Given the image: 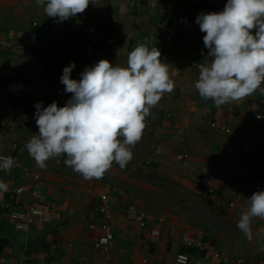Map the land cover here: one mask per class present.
Returning a JSON list of instances; mask_svg holds the SVG:
<instances>
[{"label": "crops", "instance_id": "obj_1", "mask_svg": "<svg viewBox=\"0 0 264 264\" xmlns=\"http://www.w3.org/2000/svg\"><path fill=\"white\" fill-rule=\"evenodd\" d=\"M226 3L97 0L76 17L58 22L46 15L37 0H0V51L8 45L1 33L32 37L30 49L42 57L50 56L54 71L62 74L65 67L76 64L71 74L74 80H78L77 73L102 59L126 66L128 53L138 44L158 47L161 59L170 66L175 87L150 109L140 147L156 160L157 169L168 179L178 181L189 199H199L214 210L209 233L204 231V223H187L180 213L157 209V199L129 200L132 198L126 194L134 182L124 174L105 183L100 178L63 176L41 168L31 161L25 147L32 134L0 115V152L40 176L38 197L34 198L31 175L0 172V181L6 185V190L0 189V215L33 202L55 207L50 222L38 219L28 233L19 232L6 217L0 221V264H177L180 253L189 255V264H256L264 258V218H252V241L237 227L249 207L247 199L264 191V84L252 95L219 108L212 100L201 98L195 88L201 65L212 60L203 43L206 34L200 31L196 18L201 13H219ZM47 18L52 19L50 28ZM34 22L41 27L35 28ZM118 49H124L119 56ZM213 123L229 127L232 133L214 129ZM247 146L253 150H245ZM202 177H210L222 207L205 200V189L197 181ZM18 189L23 192L18 194ZM103 194L112 197L115 243L110 257L94 248L104 222L97 211ZM176 195L171 189L167 199ZM230 202L235 206L230 207ZM132 205L147 212L146 227L129 213ZM189 238L201 239L207 249L188 247L185 240Z\"/></svg>", "mask_w": 264, "mask_h": 264}, {"label": "clouds", "instance_id": "obj_2", "mask_svg": "<svg viewBox=\"0 0 264 264\" xmlns=\"http://www.w3.org/2000/svg\"><path fill=\"white\" fill-rule=\"evenodd\" d=\"M37 3L48 17L64 22L97 0ZM195 22L206 34L203 43L212 57L209 64L201 65L195 83L200 97L219 108L260 89L264 84V0H227L223 11L201 13ZM122 50H117L118 56ZM75 67L73 62L62 72L64 91L72 94L65 106L35 104L39 133L25 147L41 168L47 167L49 159L66 156L65 165L85 179L100 178L113 162L123 168L133 159L130 146L141 140L150 109L175 84L159 48L146 43L128 53L124 67L102 59L74 80ZM14 163V157L0 156V169L9 171ZM0 189L6 190L3 181ZM247 203L237 227L252 241V218H264V191L253 193Z\"/></svg>", "mask_w": 264, "mask_h": 264}, {"label": "rangeland", "instance_id": "obj_3", "mask_svg": "<svg viewBox=\"0 0 264 264\" xmlns=\"http://www.w3.org/2000/svg\"><path fill=\"white\" fill-rule=\"evenodd\" d=\"M50 19L45 20L48 23L47 28L52 26V23H49ZM1 34L6 37L7 40L4 42L8 45L2 47L3 51H0V115L5 116L6 119L17 124L29 134H38L39 129L34 118L35 104L43 102L44 106L47 107L52 102H57L59 106L63 107L71 96L68 98L60 97V90L65 87L61 83L62 74L51 68L52 59L50 56L42 57L39 51L30 49L34 46L31 44L32 37H30V42L25 44L17 40L19 33ZM40 64L44 66L42 67ZM28 81H31L35 86L26 84ZM23 86L36 87L35 92L33 90L26 92L25 89L21 92L16 91V87L21 88ZM142 142L143 139L141 138L135 146H130L133 159L125 167L121 168L113 162L111 168L100 179L108 183L114 178L113 176L124 174L126 179L134 182L132 190L127 191L128 194H126L132 198L129 200L140 199L141 201L147 197L152 198L153 201L157 199L155 202L157 209L180 213L181 220L187 223H204V231L210 233L213 219L211 216L214 210L204 205L199 199H189L186 191L182 192L178 181L168 179L163 170H158L156 160L140 147ZM157 155L159 153L153 156ZM65 159L66 156L49 159L46 161L47 168L63 176L81 175L73 171L71 167L66 166ZM182 159L179 158V160ZM123 179L125 180V178ZM121 186L130 188L129 185L123 183ZM171 189L177 195L173 197V200H168V192Z\"/></svg>", "mask_w": 264, "mask_h": 264}, {"label": "built area", "instance_id": "obj_4", "mask_svg": "<svg viewBox=\"0 0 264 264\" xmlns=\"http://www.w3.org/2000/svg\"><path fill=\"white\" fill-rule=\"evenodd\" d=\"M47 23V22H46ZM49 23H52V19L49 20ZM48 25V23H47ZM33 26L35 28L41 27V24L39 23H34ZM17 40L21 43L28 44L30 42V37L23 35V34H18L17 35ZM94 42H98V38L93 39ZM168 41H172V39H168ZM80 74L77 73V79H80ZM69 96H72L70 93H66L64 91V88L60 90V97L62 98H68ZM212 127L214 129H218L222 131L223 133L226 134H231L232 130L229 127L226 126H219L217 123H213ZM2 138V133L0 132V140ZM17 148L20 150H24L23 147H19L16 145ZM245 150H253L252 146H247ZM232 153L236 152V150H232ZM0 156H11L9 154H5L3 152H0ZM261 156L264 157V149L261 151ZM31 161H35L33 157L29 155ZM187 156H184L182 158H186ZM22 172L25 174H29L34 178V186L31 191L32 196L34 198L38 197V190H37V185L38 182L40 181V176L36 174L35 171L27 169L24 167L21 161H18L15 159V163L12 166V168L9 171H5L0 169V172ZM198 184L201 185L205 189V200L208 203H213L217 207H222L223 202L220 201L217 198V189L213 186L211 183L210 177H202L197 180ZM18 194H21L23 192L22 189H18L16 191ZM238 199H241V196L237 197ZM100 205L97 208V211L99 214H101L104 218V222L100 226V231L101 234L97 241L94 244V248L96 250L102 251L105 253L108 257H110L111 252L114 247L115 243V231L114 227L112 224L113 220V214L111 211V202H112V197H110L107 194H103L100 196ZM4 207H7V205H3ZM230 207L235 206V202H230L229 203ZM55 213V207L52 203H39V202H33L26 207H23L22 210H11L9 213L0 215V221L3 220L4 217L8 218L11 222L14 223L15 228L21 232V233H28L32 226L36 223L38 219H42L45 222H50L54 216ZM129 213L136 219V221L141 225V227H146L147 226V221H148V214L145 210L137 207V206H131L129 208ZM185 243L188 247H198L202 249H207V247L204 245L201 239H196V238H189L185 240ZM219 254H216V257H219ZM177 264H189L190 262V257L186 253H180L177 256L176 259ZM23 264H29V263H23ZM256 264H264V258L258 261Z\"/></svg>", "mask_w": 264, "mask_h": 264}, {"label": "bare ground", "instance_id": "obj_5", "mask_svg": "<svg viewBox=\"0 0 264 264\" xmlns=\"http://www.w3.org/2000/svg\"><path fill=\"white\" fill-rule=\"evenodd\" d=\"M26 84L31 85V86H35V84H29V83H26ZM35 88H36V87H35ZM35 88H34V87H26V86H23V87H21V88H20V87H16L15 89H16V91H18V92H19V91H20V92H21V91H24V89H25L26 92H28V91H32V90H33V92H35V91H34Z\"/></svg>", "mask_w": 264, "mask_h": 264}, {"label": "water", "instance_id": "obj_6", "mask_svg": "<svg viewBox=\"0 0 264 264\" xmlns=\"http://www.w3.org/2000/svg\"><path fill=\"white\" fill-rule=\"evenodd\" d=\"M27 83H29V84H33L31 81H28Z\"/></svg>", "mask_w": 264, "mask_h": 264}]
</instances>
